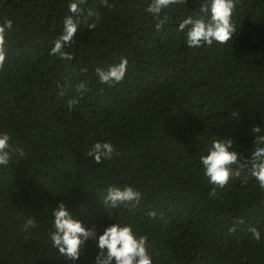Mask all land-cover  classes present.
Listing matches in <instances>:
<instances>
[{"label":"trees","instance_id":"16d2710c","mask_svg":"<svg viewBox=\"0 0 264 264\" xmlns=\"http://www.w3.org/2000/svg\"><path fill=\"white\" fill-rule=\"evenodd\" d=\"M69 2L0 0V24L13 22L0 71V132L26 153L0 168V264H94L92 241L76 261L52 248V210L61 202L97 235L118 220L147 235L153 264H264V190L251 177L233 178L212 198L199 163L215 138H231L248 158L252 127L264 134V0H240L233 42L202 48L187 47L177 28L203 0L169 10L161 31L145 12L150 0H109L111 10L87 0L85 15L93 8L102 20L90 30L81 17L65 49L74 59L65 61L50 49ZM121 58L124 81L101 84L95 69ZM82 82L88 90L69 112ZM98 141L119 155L96 164L87 153ZM125 185L141 202L108 209L110 216L106 190ZM29 216L37 227L25 231Z\"/></svg>","mask_w":264,"mask_h":264},{"label":"clouds","instance_id":"9594fccd","mask_svg":"<svg viewBox=\"0 0 264 264\" xmlns=\"http://www.w3.org/2000/svg\"><path fill=\"white\" fill-rule=\"evenodd\" d=\"M240 0H203L195 15H187L178 24L177 31L184 34L186 46L189 48L211 47L214 43L225 46L233 42L238 35L235 22V13ZM188 0H150L145 12L155 21V28L161 31L168 22V11L176 7H185ZM87 0H70L68 15L63 20L62 33L54 40L50 55L57 56L61 60L72 61L73 55L65 49L71 47L74 37L80 29L81 17L87 28L95 30L102 20L101 14L93 8H89L85 15L82 5ZM102 7L112 9L114 5L109 0H100ZM90 21V22H89ZM13 22L6 19L0 24V71H3L8 53L7 33L11 31ZM128 61L121 58L119 64L110 66L107 70L97 67L95 73L101 84L113 86L124 81L127 72ZM86 72V68L81 69ZM58 87H60L58 85ZM85 83L76 86V97L67 100L68 111L71 112L75 105L83 99L87 91ZM59 95L63 97L65 90L61 88ZM238 111H233L236 116ZM253 148L248 158L233 150V140H212L207 148V153L199 158L204 175L213 185L209 196L215 198L217 189H224L233 178H242L247 184L249 177L254 179L261 190H264V134L260 126H253ZM254 134V135H253ZM12 137L9 132H0V168H7L14 160L23 159L26 156L23 148L14 147L11 144ZM119 155L115 146L107 141L95 142L87 156L94 157L96 164H102L104 160H111ZM142 199V194L131 186L123 188L109 186L102 203L107 209H120L122 206L129 211L136 208ZM111 216L112 212H109ZM150 218H155L156 213L150 212ZM52 230L49 232V240L58 255L66 260H79L88 242L92 241L97 249L94 264H153L150 252L151 245L147 235H139L130 224L122 225L119 220L103 229L102 234L97 235L95 226L88 228L78 219L67 206L61 202L52 210ZM243 223V221H240ZM36 220L29 216L23 225L25 231L36 228ZM236 229H229L234 232ZM253 239H261L260 232L250 228Z\"/></svg>","mask_w":264,"mask_h":264}]
</instances>
